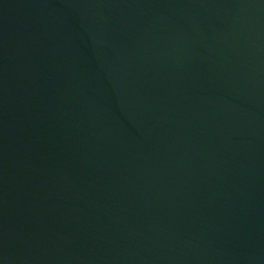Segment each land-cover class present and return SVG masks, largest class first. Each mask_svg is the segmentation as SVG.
I'll list each match as a JSON object with an SVG mask.
<instances>
[{
    "label": "water",
    "instance_id": "water-1",
    "mask_svg": "<svg viewBox=\"0 0 264 264\" xmlns=\"http://www.w3.org/2000/svg\"><path fill=\"white\" fill-rule=\"evenodd\" d=\"M0 264H264V0H0Z\"/></svg>",
    "mask_w": 264,
    "mask_h": 264
}]
</instances>
